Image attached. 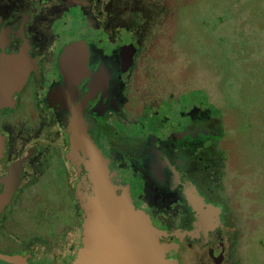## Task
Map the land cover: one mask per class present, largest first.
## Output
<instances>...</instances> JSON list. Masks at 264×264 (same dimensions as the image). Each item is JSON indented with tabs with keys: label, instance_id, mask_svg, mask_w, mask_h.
<instances>
[{
	"label": "flooded vegetation",
	"instance_id": "flooded-vegetation-1",
	"mask_svg": "<svg viewBox=\"0 0 264 264\" xmlns=\"http://www.w3.org/2000/svg\"><path fill=\"white\" fill-rule=\"evenodd\" d=\"M153 19L126 0H0V76L7 61L26 59V79L0 114V179L10 169L9 183L17 179L0 214V264H57L77 240V177L65 160L71 108L114 179L134 182L138 200L169 231L197 228L191 192L219 207L220 225L192 241L209 252L217 243L226 260L234 226L224 201L216 203L210 187L203 190L205 149L218 134L188 102L176 113L173 99L144 100L141 67L163 36L149 32ZM5 187L1 182L0 191Z\"/></svg>",
	"mask_w": 264,
	"mask_h": 264
},
{
	"label": "rangeland",
	"instance_id": "rangeland-1",
	"mask_svg": "<svg viewBox=\"0 0 264 264\" xmlns=\"http://www.w3.org/2000/svg\"><path fill=\"white\" fill-rule=\"evenodd\" d=\"M126 1L163 34L141 67L144 100L173 99L160 111L176 113L188 102L218 134L205 149L203 190L224 201L234 226L221 264H264V0ZM220 250L204 248L197 264H214Z\"/></svg>",
	"mask_w": 264,
	"mask_h": 264
},
{
	"label": "water",
	"instance_id": "water-1",
	"mask_svg": "<svg viewBox=\"0 0 264 264\" xmlns=\"http://www.w3.org/2000/svg\"><path fill=\"white\" fill-rule=\"evenodd\" d=\"M71 56V49L66 50ZM26 79V59L19 56L4 64L0 76V114L13 106L15 96ZM66 132L69 150L65 160L75 172V200L81 217V230L74 246L57 264H197V255L204 245L197 246L192 238L220 225V209L205 204L198 194H188V202L196 214L193 232H171L164 223L152 217L138 200L134 182L116 181L108 160L88 135L81 114L70 109ZM5 141L0 133V160ZM10 169L0 179L6 187L0 191V214L10 202L17 179ZM1 258V256H0ZM214 264L222 257L214 256Z\"/></svg>",
	"mask_w": 264,
	"mask_h": 264
}]
</instances>
